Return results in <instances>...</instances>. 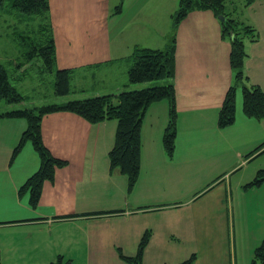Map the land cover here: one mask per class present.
I'll return each instance as SVG.
<instances>
[{"label": "crops", "instance_id": "crops-1", "mask_svg": "<svg viewBox=\"0 0 264 264\" xmlns=\"http://www.w3.org/2000/svg\"><path fill=\"white\" fill-rule=\"evenodd\" d=\"M65 2L75 5L72 0ZM239 17L259 34L256 43L247 45L245 70L250 81L264 90V0L243 8ZM118 24L116 28L121 29L123 23ZM54 42L59 64L56 38ZM82 51V58L59 64V69L116 59L105 47L97 57ZM228 56L229 44L220 39L219 22L211 12H191L179 24L172 80L177 113L174 152L168 157L162 146L156 153L147 142L145 147L141 143L139 176L130 191L119 170L110 168L108 154L116 121L89 124L60 112L43 117L40 132L44 146L67 165L55 171L53 182L43 183L39 204L32 208L28 194L19 197L18 191L38 170L39 157L27 142L11 160L27 124L0 119V263H52L63 257L69 264H125L118 250L133 257L142 235L149 231L143 264H178L192 254L196 256L193 264H238L231 180L241 171L239 193L253 190L242 184L263 169L264 152L250 153L264 141V119L244 115L242 92L237 89L233 124L217 126L232 81ZM67 57L71 60L72 55ZM61 98L63 102L70 99ZM19 106L0 105V113ZM158 112L163 113L161 118ZM168 113L167 101L148 108L140 136L149 129V144L154 129L159 140L163 138ZM204 170L207 174L198 178L197 173ZM193 176L195 189L180 193V186ZM262 188L264 184L256 192ZM257 246H248L247 255ZM251 255L245 264H250Z\"/></svg>", "mask_w": 264, "mask_h": 264}, {"label": "trees", "instance_id": "trees-1", "mask_svg": "<svg viewBox=\"0 0 264 264\" xmlns=\"http://www.w3.org/2000/svg\"><path fill=\"white\" fill-rule=\"evenodd\" d=\"M5 0H0V7ZM255 0H178L177 10L171 14L173 32L164 48L153 49L134 46L128 58L131 65L127 70V81L124 89L115 94L94 96L76 101L57 102L40 107L15 109L0 113V119L24 120L27 124L17 146L13 149L11 160L20 153L25 143L29 142L39 157V168L19 188V197L28 194L29 205L36 208L41 197L44 182H53L55 171L67 165V162L54 157L44 146L41 139L40 126L43 117L66 112L79 116L89 124L105 121H116L114 144L108 157L110 168L118 169L127 177V189L132 190L139 175L140 133L144 116L148 108L155 103L167 101L169 104V120L165 127L162 142L168 157L174 152L176 135L175 76L177 29L179 24L194 11H209L218 20L220 39L229 44L228 64L232 81L228 87L219 109L217 126L226 128L235 120V93L242 92V110L246 117L262 121L264 119V90L253 84L246 74L245 62L248 58L247 45L258 41L259 34L255 27L239 17V11L247 8ZM11 7L26 16H37L39 25L32 40L28 37L29 49L25 52L23 63L17 64L13 71L15 79H21L23 66H35L39 77L43 74H54L53 89L56 97H67L71 93V79L75 73L72 69H56V53L53 30L49 18L48 0H12ZM120 13V8H116ZM222 18V19H219ZM25 40V38H23ZM13 76V77H14ZM41 78V77H40ZM42 79V78H41ZM166 81L163 86L130 90V85ZM28 98L20 93L10 82L6 66L0 64V104L18 105ZM264 152V141L250 153ZM264 183V169L245 184V188H256ZM150 232L142 235L136 254L125 256L118 250L119 259L125 264H143V253L150 239ZM250 264H264V238L255 248ZM196 256L192 254L187 260L178 264H193ZM50 264H69L63 257Z\"/></svg>", "mask_w": 264, "mask_h": 264}, {"label": "rangeland", "instance_id": "rangeland-1", "mask_svg": "<svg viewBox=\"0 0 264 264\" xmlns=\"http://www.w3.org/2000/svg\"><path fill=\"white\" fill-rule=\"evenodd\" d=\"M65 1L48 0L49 18L51 27L54 26L53 36L56 38L60 55L59 64L68 65L76 58L80 56L82 58V49H87L88 53L97 57L104 47L110 57L119 59V61L115 59L113 62L102 63L93 61L92 64L71 68L75 73L71 79L68 101L94 97V92H99L98 96H105L109 95V91H115L117 88L119 91L125 90L121 86L128 80L127 70L131 65L128 58L132 48L134 46L164 48L173 32L169 14L177 10L178 4V0H145L144 3L141 1L137 3L139 0H72L75 5ZM11 2L12 0H5L0 7V64L6 66L10 82L28 98L24 104H18L19 108L26 109L63 102L65 98H58L54 94V74L45 73L40 76L41 79L35 66L28 68L25 65L23 72L20 73L21 79H15L13 71L17 64L23 63L25 52L30 48L27 44L28 37L32 40L35 36L30 34L29 30L36 32V37H39L37 33L39 18L15 11L11 7ZM117 7L120 8V13H116ZM121 9L124 11L122 15ZM120 21L123 27L117 29ZM67 55H72L71 60ZM59 64L56 63V69L61 68ZM164 84H166L164 80L140 83L131 85L130 90H143ZM0 105L6 104L3 102ZM162 116L163 113L159 118ZM158 121L157 118L155 122ZM152 136L151 144H149V129L146 130V134L140 136L143 147L147 142L150 151L157 153L162 146L165 152L162 139L159 140V131L152 130ZM260 161L264 169V154ZM206 171L197 173V177L202 179L203 175L207 174ZM238 173L240 174L231 180L233 205L236 209L234 210L236 259L238 264H245L249 255L255 250L247 255L248 246L259 245L264 237V188L261 192H256L253 188L246 195H242L236 186L238 178H244V173L241 171ZM122 176L126 180L127 187V177L123 174ZM196 184L193 176L191 181L180 186V193L187 194V191H193ZM242 185L244 186V183Z\"/></svg>", "mask_w": 264, "mask_h": 264}, {"label": "water", "instance_id": "water-1", "mask_svg": "<svg viewBox=\"0 0 264 264\" xmlns=\"http://www.w3.org/2000/svg\"><path fill=\"white\" fill-rule=\"evenodd\" d=\"M219 19H222V18H219Z\"/></svg>", "mask_w": 264, "mask_h": 264}]
</instances>
